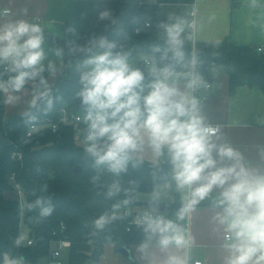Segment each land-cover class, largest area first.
Instances as JSON below:
<instances>
[{"label": "clouds", "instance_id": "1", "mask_svg": "<svg viewBox=\"0 0 264 264\" xmlns=\"http://www.w3.org/2000/svg\"><path fill=\"white\" fill-rule=\"evenodd\" d=\"M252 6H257V0H252ZM98 18L109 21L108 26L119 23L109 9L100 11ZM185 27L182 17L171 15L168 22L157 25L165 46H153L150 53L140 54L144 70L133 66L126 44L110 41L105 35L93 36L85 45L71 44L69 53L83 57L76 64L81 85L76 96L86 124L83 150L97 169H106L116 177L130 164L137 168L147 160L159 171L166 161L175 187L186 190L175 221L158 213L159 187L153 191L149 209L134 221L145 234L138 245L141 254L155 240L163 255L160 264H189L190 257L182 250L190 245V236L177 221H184L207 200L213 209H219L212 220L224 233V264H264V169L246 164L242 153L225 140L221 126L208 122L197 93L212 85L199 71L197 55L186 58L185 41L190 37L184 35ZM54 54L60 63L48 59L40 23L23 18L0 23L3 103L16 106L20 100L17 94L31 82L29 110L43 104L44 110L50 111L53 95L48 77L55 78L66 67L64 49L57 48ZM258 123L264 125V118ZM260 156L264 159V147ZM98 179V175L93 177V181ZM46 190L45 186L42 191ZM121 190L116 180L105 195L111 198ZM24 208L29 212L39 209L40 219L54 212L51 200L43 197L26 202ZM117 218L115 211L105 213L93 224L103 229ZM15 244L20 246V241ZM7 264H24V258L9 257Z\"/></svg>", "mask_w": 264, "mask_h": 264}, {"label": "trees", "instance_id": "2", "mask_svg": "<svg viewBox=\"0 0 264 264\" xmlns=\"http://www.w3.org/2000/svg\"><path fill=\"white\" fill-rule=\"evenodd\" d=\"M166 10L159 5L145 4L141 0H80L78 33L76 45H85L93 36L105 35L110 41L127 45L132 63L144 70L146 65L139 59L141 53H150L153 46H165L158 33L157 25L168 22V17H182L187 24L188 7L195 5V0H159ZM109 9L119 20L115 26H108L109 21L98 18L100 11ZM150 28H147V24ZM108 26V27H106ZM140 32V33H138ZM185 27L184 35L188 37ZM45 42L53 50L64 49L63 62L65 76L52 89L53 107L45 111L46 105L31 109L24 116H6L5 94L0 93V264H7L9 257L24 258V264H40L45 260L55 240L67 239L74 245L93 247V263L102 259L106 246L115 247L117 252L138 246L144 239L143 231L127 232L128 222L125 211L137 209V197L151 194L165 183L175 186L171 180V170L167 162L160 170L151 164L143 163L137 168L131 164L119 177L106 169H97L94 161L83 150L80 138L74 127L61 128L54 135L50 130H41L33 139H27L28 126L40 124L46 120H58L64 108L84 116L76 93L80 90L79 77L67 79L77 62L83 57L71 55L72 34L66 30L63 40L45 36ZM186 58L192 53L200 62L199 71L211 82L214 68H223L229 77L230 94L239 88H259L264 94V55L253 48H240L229 42L222 44H199L195 49L191 39L185 41ZM159 55L158 53L156 54ZM203 65H207L203 69ZM3 71V66H0ZM47 76V73H45ZM6 78V77H5ZM31 84V82H29ZM30 116H36L31 120ZM81 168L80 174L76 169ZM155 173V174H154ZM99 179L93 181V177ZM22 187L26 202H33L39 197L50 199L54 206L51 216L40 219L39 209L27 211L16 192L12 179ZM119 180L121 192L111 198L106 197L108 186ZM46 186L47 190L42 191ZM127 191H124V190ZM128 199L130 203L122 202ZM119 205V208L115 206ZM182 205L177 203L167 207L169 219L174 220ZM115 211L117 219L103 229H96L93 221L99 216ZM121 211V213H119ZM26 225L29 241L33 246L22 245V226ZM64 227V228H63ZM20 241L16 246L15 241ZM150 245H156L155 240Z\"/></svg>", "mask_w": 264, "mask_h": 264}, {"label": "crops", "instance_id": "3", "mask_svg": "<svg viewBox=\"0 0 264 264\" xmlns=\"http://www.w3.org/2000/svg\"><path fill=\"white\" fill-rule=\"evenodd\" d=\"M80 0H0V13L9 11L8 16L0 15V23L7 20L26 19L30 22L40 23L45 36L63 40L66 30L72 34V43H77L78 18ZM197 13V30L195 42L199 44H222L229 42L240 48H264V0H257V6H252V0H195ZM193 10L186 9L187 13ZM45 51L48 59L60 63L54 50L45 42ZM264 55V52L261 53ZM47 62V61H46ZM64 63V62H63ZM214 68L212 91L201 90L198 96H205L203 111L208 122L221 126L222 133L231 146L240 151L246 164L264 169V159L260 156V149L264 147V125L258 120L264 118V94L259 88H239L234 95L230 94L229 77L220 67ZM76 66L67 79L79 77ZM65 76V70L55 78L48 77L53 89ZM32 84H27L16 106L17 111L7 113L6 116H24L28 114V101L31 99ZM145 163H149L147 160ZM150 164V163H149ZM158 186L161 194L158 211L164 209V214L170 215L167 207L177 203L182 205L186 190H178L168 184ZM156 187V189L158 188ZM155 189V190H156ZM152 194V193H151ZM151 194H141L137 197L140 206L130 210L140 215L149 209ZM215 195V190L213 192ZM219 209H213L211 203L203 202L184 221L183 224L190 236V245L182 250L189 257V263L202 262L203 264H224L227 253L222 248L224 243L222 227L216 224L212 217ZM121 213V211H119ZM176 217L174 218V221ZM27 231L26 225L22 226ZM130 257L117 252L115 247L106 246L102 259L93 263V247L90 245H72L71 249L63 254L64 264H160L163 255L159 253L156 245H150L145 254L138 251V246L127 249ZM46 264L43 259L40 264Z\"/></svg>", "mask_w": 264, "mask_h": 264}, {"label": "built area", "instance_id": "4", "mask_svg": "<svg viewBox=\"0 0 264 264\" xmlns=\"http://www.w3.org/2000/svg\"><path fill=\"white\" fill-rule=\"evenodd\" d=\"M143 3L145 4H150V5H159V8L161 10H165V6L160 4L159 0H141ZM196 5V4H195ZM195 5H192L191 7L193 8V10L189 13V20L187 21L186 24V30H187V34L188 37H190V39L192 40L194 49H195V39H196V30H197V13L195 10ZM8 14L10 15L11 13L8 11ZM3 16V15H2ZM5 17V16H4ZM147 28H150V24H147ZM140 33V32H138ZM263 52H259V54H261ZM206 92H210L212 91V86L208 89L205 90ZM202 100V103L205 102L206 97L205 96H199ZM64 127H74L76 130V135L80 138L81 142L83 140V137L85 135V130H86V124L83 120V116L75 113L72 110L69 109H62L60 111V116L58 118V120L53 121V120H46L43 121L40 124H32L28 126V130H27V139H33L41 130L44 129H48L50 130L54 135H57L60 133L61 128ZM12 183L15 186L16 192L22 202V205L24 207L25 205V196L24 192L22 190V187L16 183V179L15 178H11ZM204 202H208L207 200ZM158 213L160 214H164L160 211H158ZM166 216V214H164ZM123 216L129 220V224L127 227V232L128 233H132L133 231H141L142 229L140 227H138L135 224V219L138 215L134 214L133 212H131L130 210L125 211ZM167 218H169V215L166 216ZM64 228V227H63ZM29 246H33V241H29L28 242ZM72 242H70L67 239H61V240H55L51 243V249H50V254L49 256L45 259L46 260V264H64L63 262V254L71 249L72 247ZM191 264V263H189ZM194 264H197L194 263ZM199 264H203L202 262H199Z\"/></svg>", "mask_w": 264, "mask_h": 264}, {"label": "rangeland", "instance_id": "5", "mask_svg": "<svg viewBox=\"0 0 264 264\" xmlns=\"http://www.w3.org/2000/svg\"><path fill=\"white\" fill-rule=\"evenodd\" d=\"M99 1V0H98ZM169 9L166 10L165 9V12L168 13ZM133 66L134 67H138L136 65V63H133ZM139 68V67H138ZM76 70V69H75ZM76 74L79 76V73L76 71ZM22 93V92H21ZM19 94V93H18ZM6 95V94H5ZM17 111H21V107L17 108ZM16 110H13V108L11 106H7V113H11V112H17ZM159 210V208L157 209V211ZM29 241V234L28 232L24 229L23 230V233H22V237H21V243L22 245H26L27 242ZM64 262V261H63ZM43 264V263H42Z\"/></svg>", "mask_w": 264, "mask_h": 264}, {"label": "water", "instance_id": "6", "mask_svg": "<svg viewBox=\"0 0 264 264\" xmlns=\"http://www.w3.org/2000/svg\"><path fill=\"white\" fill-rule=\"evenodd\" d=\"M206 66H207V65H203V69H206ZM211 80H213V78H211ZM81 172H82V169H81V168H77V169H76V173H77V174H80ZM161 212H164V209H162ZM120 253L123 254V255H125V256L128 257V258L130 257V252H129L127 249H123V250H121Z\"/></svg>", "mask_w": 264, "mask_h": 264}]
</instances>
